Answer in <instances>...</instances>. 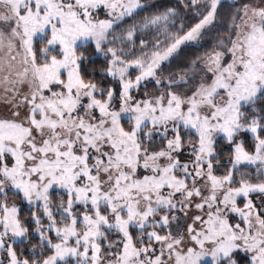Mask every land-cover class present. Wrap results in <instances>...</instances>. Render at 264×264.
I'll return each instance as SVG.
<instances>
[{
  "label": "snow or ice",
  "instance_id": "snow-or-ice-1",
  "mask_svg": "<svg viewBox=\"0 0 264 264\" xmlns=\"http://www.w3.org/2000/svg\"><path fill=\"white\" fill-rule=\"evenodd\" d=\"M0 264H264V0H0Z\"/></svg>",
  "mask_w": 264,
  "mask_h": 264
}]
</instances>
